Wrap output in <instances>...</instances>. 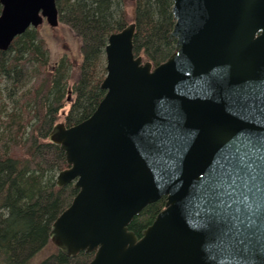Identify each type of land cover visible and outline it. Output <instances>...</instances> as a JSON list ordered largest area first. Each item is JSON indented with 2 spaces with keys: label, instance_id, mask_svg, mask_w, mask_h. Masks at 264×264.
<instances>
[{
  "label": "water",
  "instance_id": "1",
  "mask_svg": "<svg viewBox=\"0 0 264 264\" xmlns=\"http://www.w3.org/2000/svg\"><path fill=\"white\" fill-rule=\"evenodd\" d=\"M0 49L59 25L56 0H0ZM176 50L134 52L136 23L105 47L106 93L86 119L57 122L58 186L78 190L55 219L65 254L88 264H264V0H173ZM165 197L139 236L130 224Z\"/></svg>",
  "mask_w": 264,
  "mask_h": 264
},
{
  "label": "trees",
  "instance_id": "2",
  "mask_svg": "<svg viewBox=\"0 0 264 264\" xmlns=\"http://www.w3.org/2000/svg\"><path fill=\"white\" fill-rule=\"evenodd\" d=\"M127 1L56 0L59 25H68L81 41V61L66 50L55 60L41 26L0 49V264H88L94 257V251L67 255L50 238L53 222L78 190L73 182L58 186L57 175L68 163L48 135L62 116L68 126L89 117L104 97L105 47L111 33L131 23ZM134 2V52L157 65L176 50L169 37L173 0ZM73 71L78 75L70 85ZM165 203L163 197L146 205L130 228L141 236ZM50 244L55 249L35 262Z\"/></svg>",
  "mask_w": 264,
  "mask_h": 264
},
{
  "label": "rangeland",
  "instance_id": "3",
  "mask_svg": "<svg viewBox=\"0 0 264 264\" xmlns=\"http://www.w3.org/2000/svg\"><path fill=\"white\" fill-rule=\"evenodd\" d=\"M135 2L134 0H128L126 4L127 9V16L130 22H133L135 16ZM42 33L46 36L49 47L52 52V56L56 60L58 57L62 55V53L66 50L68 51L73 57L81 61V41L76 36V33L66 24H60L59 26L53 27L50 26L48 23H44L41 26ZM72 78L70 80V85L73 83V80L78 75L77 72L73 71ZM72 97H74L72 95ZM69 109V104L62 109L61 114H65ZM63 121V116L61 120ZM55 249L53 244H50L46 249H44L41 253H39L36 258L34 259L35 262H39L41 259L44 258V255L47 253L52 252Z\"/></svg>",
  "mask_w": 264,
  "mask_h": 264
}]
</instances>
